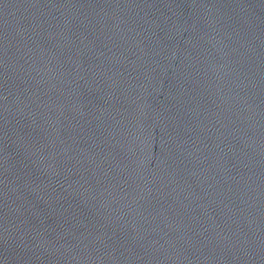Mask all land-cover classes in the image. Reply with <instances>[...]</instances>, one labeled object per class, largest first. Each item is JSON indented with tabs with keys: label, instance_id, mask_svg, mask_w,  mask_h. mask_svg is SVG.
I'll use <instances>...</instances> for the list:
<instances>
[{
	"label": "water",
	"instance_id": "95a60500",
	"mask_svg": "<svg viewBox=\"0 0 264 264\" xmlns=\"http://www.w3.org/2000/svg\"><path fill=\"white\" fill-rule=\"evenodd\" d=\"M0 264H264V0H0Z\"/></svg>",
	"mask_w": 264,
	"mask_h": 264
}]
</instances>
